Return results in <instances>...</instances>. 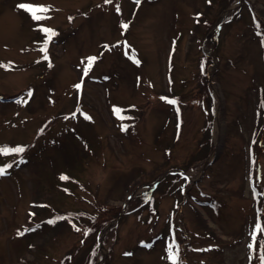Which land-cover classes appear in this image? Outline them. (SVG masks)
Listing matches in <instances>:
<instances>
[{"label":"rangeland","instance_id":"374dc122","mask_svg":"<svg viewBox=\"0 0 264 264\" xmlns=\"http://www.w3.org/2000/svg\"><path fill=\"white\" fill-rule=\"evenodd\" d=\"M262 118L264 0H0V264H264Z\"/></svg>","mask_w":264,"mask_h":264},{"label":"snow or ice","instance_id":"6c2138e0","mask_svg":"<svg viewBox=\"0 0 264 264\" xmlns=\"http://www.w3.org/2000/svg\"><path fill=\"white\" fill-rule=\"evenodd\" d=\"M105 2L106 3H112V0H105ZM139 2H140V0H137V3H139ZM19 7L26 8L30 13H32L34 18L36 20H38V21L40 19H42L41 15H39V13H43V12H47L48 11V9L46 7H44V6H33V5L21 4V5H19ZM117 10H119V9H117ZM122 27L124 29H128L129 25L128 24H124ZM45 32L50 33L49 39H51L53 36L56 35L54 32H51V30H49V29H45ZM95 60H96L95 57L89 58L87 67L85 69V74H87V71L89 69H91V67H92V65H93ZM136 63H139V60H136ZM168 102L172 103V104L177 103L175 100H170ZM23 152H24V148L23 147H18V148H15V149H8V148L0 147V154H12V153H23ZM5 173H6L5 169H0V176L5 175ZM63 178L67 179L66 177H63ZM77 230L79 231V229H77ZM256 231L258 233L259 232H264V226L258 224L256 226ZM250 247H252V246L250 245ZM170 251H171V249H170ZM171 259L173 260V262L175 264V262L178 261V259H179L178 253L177 252H172Z\"/></svg>","mask_w":264,"mask_h":264},{"label":"trees","instance_id":"16d2710c","mask_svg":"<svg viewBox=\"0 0 264 264\" xmlns=\"http://www.w3.org/2000/svg\"><path fill=\"white\" fill-rule=\"evenodd\" d=\"M263 119V118H262ZM264 120V119H263ZM209 135H210V133H209ZM209 140H210V138H209ZM170 177H180V175L179 174H175V175H170ZM193 187L194 186H192L191 187V190H188V191H191L192 192V189H193ZM46 208V206H40L39 208H37V212H35V215L37 216H42V215H44V212H45V209ZM45 219L46 218H42L41 220H38V221H36L35 223H34V225H38V224H40V225H46L47 223L46 222H44L45 221Z\"/></svg>","mask_w":264,"mask_h":264}]
</instances>
